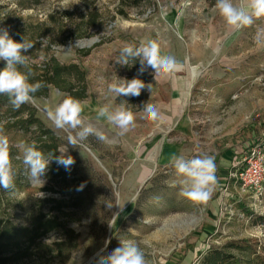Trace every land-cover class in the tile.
Segmentation results:
<instances>
[{
	"label": "rangeland",
	"instance_id": "obj_1",
	"mask_svg": "<svg viewBox=\"0 0 264 264\" xmlns=\"http://www.w3.org/2000/svg\"><path fill=\"white\" fill-rule=\"evenodd\" d=\"M213 2L0 0V20H7L9 27H14L18 18H31L36 25L51 15L58 20V13H68L76 20L90 13L98 15L100 25L79 39L72 40L70 23L45 29L49 32L37 39L38 50L35 57L28 56L27 66L41 69L45 44L53 41L50 55L87 72L84 114L110 139L115 137L110 144L90 136L77 147L68 145V132H75L55 128L44 111L46 105L54 107L63 99L55 95L58 89L51 87L46 97L34 98L28 104L36 108L37 117L54 131L75 163L70 171L61 166V175L50 161L42 177L44 183L32 184L21 160L16 159L19 149L12 147L15 189L0 188L2 223L28 228L41 215L59 217L78 235V248L66 264H97L98 255L107 256L121 240L136 242L148 264H201L212 248L223 249L242 241L250 242L264 258V197L255 200L253 193L241 187L234 170L217 160L234 144L242 150L235 163L251 147L264 145V47L254 43L257 29L264 28V19L234 31L214 10ZM233 2L247 4V0ZM147 39H156L162 54L174 56L183 68L158 80L150 68L151 90L146 87L147 97L136 107L152 103L161 119L144 121L140 119L142 110L137 111L136 127L118 137L114 126L95 120L94 109L105 103L119 104L120 96L108 93V85L116 78L127 79L133 64L122 66L115 60L125 45L138 46ZM93 40L97 42L81 45ZM4 66L0 61V69ZM39 73L35 70L34 74ZM176 82L191 90L189 107L180 106L173 93ZM2 113L1 121L12 119L13 113L6 109ZM183 113L190 122L187 135L180 133L176 118ZM253 131L261 139L251 144L248 134ZM8 136L13 145L37 142L35 136ZM170 143L185 144L189 148L186 159L197 154L215 158L218 185L207 206L181 197L178 188L169 186L177 179L175 169L161 160L162 148ZM51 198L63 201L62 212L46 202ZM62 237L63 232L58 231L35 242L20 241L3 257L6 264H63L54 247ZM231 251L237 254V250Z\"/></svg>",
	"mask_w": 264,
	"mask_h": 264
},
{
	"label": "clouds",
	"instance_id": "obj_2",
	"mask_svg": "<svg viewBox=\"0 0 264 264\" xmlns=\"http://www.w3.org/2000/svg\"><path fill=\"white\" fill-rule=\"evenodd\" d=\"M214 10L224 19L225 23L234 31L252 26L256 20L264 19V0H247L246 6H241L233 0H215ZM254 43L258 47H264V28H258ZM33 47L31 41L24 39L17 42L11 38L6 28H0V61L5 62L0 69V95H7L9 103L14 110L22 105L33 102L34 94L44 87L43 82H30L31 72L22 71L27 67L28 56L25 55ZM139 60V74H143L148 68L154 72L155 80L182 70L181 65L174 56L163 55L161 45L156 39L141 41L139 45L127 44L120 49L115 63L125 66L132 65ZM151 90V84H145L143 80L134 77L131 80L116 78L108 85V93L115 97L140 96L143 89ZM55 95L62 96L54 107L46 105L44 111L47 118L55 128L68 132V145L77 147L90 136L106 144L114 142L115 137H110L91 119L86 116L87 103L71 95L56 91ZM95 120H104L109 125L118 129L116 134L123 137L136 127L137 115L132 111L126 101L116 105L105 103L94 109ZM140 119L148 122H157L161 119L158 108L152 103L144 104ZM7 121H0V188L5 191L15 189L16 171L11 156V148L16 147L20 155L16 159L21 160L27 177L32 184L44 183V177L50 160L53 158L59 166L70 171L75 160L67 154V147L58 149L59 156L48 159L40 150L35 141L20 142L13 145L5 132ZM177 179L169 185L179 189V195L195 204L207 206L213 192L218 185L216 175L217 167L215 158L211 155H194L186 159L184 156H176L172 160ZM97 264H148L145 252L134 241L121 240L120 246L116 247L107 256L98 255Z\"/></svg>",
	"mask_w": 264,
	"mask_h": 264
},
{
	"label": "trees",
	"instance_id": "obj_3",
	"mask_svg": "<svg viewBox=\"0 0 264 264\" xmlns=\"http://www.w3.org/2000/svg\"><path fill=\"white\" fill-rule=\"evenodd\" d=\"M213 3L215 4V0ZM23 8L28 9L29 7L24 6ZM57 15L59 17L58 20H55L51 15L47 17L45 22L37 23L36 25L32 22L31 18L27 20L18 18L15 21L16 25L14 27H9L7 20L2 19L0 20V28L8 29L11 38L17 42H23L24 39L31 41L33 47L24 54L35 57L34 52L38 50L36 47L37 39L39 37H46L49 30L45 29L50 28L51 25L64 26L70 23L72 40L84 37L88 29L96 28L100 25L98 15L92 13L83 15L78 20L73 19V16L68 13H58ZM53 46V41L45 44L43 50L45 58L41 69H37L36 66L21 68L22 71L31 72L30 82L40 81L44 84V87L34 94V98L46 97L50 88L54 87L62 93L84 101L88 97L87 72L79 65H65L59 62L53 55H50L53 52ZM86 54H89V51H86ZM139 68L140 63L137 60L129 68L127 79L131 80L134 77H138L147 85L152 78V75L148 73L151 69L148 68L143 74H139ZM35 70L41 73L34 74ZM146 94L147 89L145 88L138 97L120 96L118 100L119 103L126 101L135 113L142 110L143 104L139 107H136V104L147 97ZM5 109L7 113H13L12 119L8 120L5 125L7 135H13L14 137L35 136L37 139L36 143L48 159H51L52 156H59L58 149L61 147L62 142L54 131L48 128L37 117L36 108L26 103L18 110H14L9 103L8 96L0 95V121L5 116L2 113ZM50 161L52 168L60 169L61 175H63V169L55 162V159L53 158ZM13 163H16L15 159H13ZM46 202L55 204L57 210L62 212L63 201L51 198L47 199ZM58 231L63 232V237L55 243V252L57 256L63 258L62 263L66 264L78 248V235L66 223L62 222L59 217H46L45 215H41L28 228H18L12 223L4 224L0 221V264H6L8 260L3 256L8 249L13 246H18L20 241L35 242V239L44 238ZM231 249L237 250V254L232 253ZM201 264H264V258L259 255L256 249L251 247L250 242L242 241L230 243L223 249L217 247L212 248L202 258Z\"/></svg>",
	"mask_w": 264,
	"mask_h": 264
},
{
	"label": "crops",
	"instance_id": "obj_4",
	"mask_svg": "<svg viewBox=\"0 0 264 264\" xmlns=\"http://www.w3.org/2000/svg\"><path fill=\"white\" fill-rule=\"evenodd\" d=\"M173 93H175L179 99H180V106L186 108L189 107L190 104V100H191V90L187 89L183 86H181L180 84H178L176 82L175 87H173ZM184 112V111H183ZM175 116V114H174ZM178 120V126H179V130H181V134L182 135H187L189 133V129H190V122L189 119L187 118V116L183 113V116L180 117H176ZM174 121L175 117H174ZM252 137L251 140V144H253L254 142L258 141L261 139V137H259V135L257 133H255V131L252 132V134H248V136ZM254 141V142H253ZM183 144V143H182ZM180 145V144H167L164 148H162V160L161 162L164 165H169L172 164V160L174 157L176 156H186V152H188L187 147H185L184 145ZM195 152V151H194ZM240 152H242V150L237 147V145H233L231 149L229 150H225V152L223 153V156L221 157V159L217 158V160H220L221 163L223 164V167L225 168H229V169H233L234 173L237 171V169L241 168L242 166H239V163H235L234 161L238 160V157L240 155ZM236 165V166H235ZM233 166H235L233 168Z\"/></svg>",
	"mask_w": 264,
	"mask_h": 264
},
{
	"label": "built area",
	"instance_id": "obj_5",
	"mask_svg": "<svg viewBox=\"0 0 264 264\" xmlns=\"http://www.w3.org/2000/svg\"><path fill=\"white\" fill-rule=\"evenodd\" d=\"M234 177L246 192L253 193L257 201L264 197V145L256 144L241 157Z\"/></svg>",
	"mask_w": 264,
	"mask_h": 264
},
{
	"label": "water",
	"instance_id": "obj_6",
	"mask_svg": "<svg viewBox=\"0 0 264 264\" xmlns=\"http://www.w3.org/2000/svg\"><path fill=\"white\" fill-rule=\"evenodd\" d=\"M92 42H97V40H93V41H84L81 43L82 46H88L89 43H92Z\"/></svg>",
	"mask_w": 264,
	"mask_h": 264
}]
</instances>
